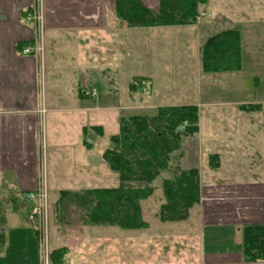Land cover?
Wrapping results in <instances>:
<instances>
[{
    "label": "crops",
    "instance_id": "0c3cea01",
    "mask_svg": "<svg viewBox=\"0 0 264 264\" xmlns=\"http://www.w3.org/2000/svg\"><path fill=\"white\" fill-rule=\"evenodd\" d=\"M260 1L255 10L256 23L259 32L264 33V2ZM140 2L153 11L158 9V0ZM114 3L42 0L43 21L39 28L44 52L40 59L21 53L39 40L38 25L26 21L34 12L36 0H0V219L4 220L5 234L0 264H29L35 238L19 231L25 229L15 216L22 210L24 219L30 204L27 195L36 191L42 180L49 199L56 198L54 204L60 203L63 192L118 186V176L104 169L102 154L108 139L99 157L98 152L93 153L99 139L92 143L81 136L90 133L102 138L108 123L117 124L118 132L120 118L154 116L159 108L182 106L195 107L198 115L197 133L180 143V169H196L199 173L200 201L193 209L199 226L210 233L202 251L224 258L203 264H245L242 228L264 225V47L257 44L255 75L248 78L252 79L250 86L247 79L241 81L245 67L250 69L251 64L241 35L239 71L204 73L201 46L211 36L231 30H220L219 26V19L228 22V11L213 21L210 16L192 25L138 28L119 22ZM204 7L203 14L207 11ZM189 29L195 42L193 53L187 51L184 58L195 74L190 90L178 89L174 71L161 74L169 80L163 85L165 79L161 80L158 73L140 76L128 72V61L133 60L130 50L135 47L130 37L142 33L156 39L167 31ZM169 61L170 66L175 64V60ZM169 61L153 59V63L162 62L161 67L166 68ZM135 78L146 79L139 90L130 89ZM226 81L231 83L227 85ZM249 106L254 108L248 111ZM95 128H100L102 134ZM184 141L196 145L192 156L186 153L190 144L184 146ZM213 155L218 156L213 162L216 164L210 163ZM160 176L163 178L159 183L153 182L154 192L161 191L163 181L173 177L169 170ZM103 178L111 183L96 187ZM162 232L148 231L147 241H160ZM68 238L70 244L53 248L64 249L63 264H132L120 260L121 249L132 257L134 250L143 248L136 246L138 236L123 238L115 226L85 224ZM147 249L152 251L151 246ZM128 256L123 255L124 259ZM33 257L30 264H38Z\"/></svg>",
    "mask_w": 264,
    "mask_h": 264
},
{
    "label": "trees",
    "instance_id": "16d2710c",
    "mask_svg": "<svg viewBox=\"0 0 264 264\" xmlns=\"http://www.w3.org/2000/svg\"><path fill=\"white\" fill-rule=\"evenodd\" d=\"M207 0H158L153 11L140 0H115V16L127 27L152 28L192 25L201 19ZM204 73H232L240 69V34L226 30L208 38L201 46ZM146 79L135 78L130 89L139 90ZM254 107H247L251 110ZM197 109L193 106L159 108L154 116L120 118L117 134L108 138L103 161L118 176L112 189L79 193L63 192L60 198L85 212L84 224L115 226L124 231L148 228L142 219L141 203L152 196L153 182L162 171L172 172V179L161 186L162 203L156 214L161 223H178L189 218L200 201L199 173L183 172L180 143L198 131ZM183 127L182 130L180 128ZM99 135L102 134L100 128ZM218 156H211V164ZM216 162V161H214ZM216 164V163H214ZM0 219V250L5 243ZM242 258L245 264L264 263V225L242 228ZM64 249L53 250L52 264H63Z\"/></svg>",
    "mask_w": 264,
    "mask_h": 264
},
{
    "label": "rangeland",
    "instance_id": "374dc122",
    "mask_svg": "<svg viewBox=\"0 0 264 264\" xmlns=\"http://www.w3.org/2000/svg\"><path fill=\"white\" fill-rule=\"evenodd\" d=\"M260 2L262 3L264 2V0H261ZM256 6L257 0H207V3L204 7V9L207 10L205 13L206 16H203L201 18L203 20H209L210 16H212L211 21H213L217 18V16L225 15V11H228L226 15L229 19L228 22L226 20L222 21V19H219L220 30L231 29L239 32L242 38V44L246 50L248 61L249 63H251L249 64L250 69L248 67H245L241 81L245 79L248 80V78H252V76L255 75L254 60L257 51V44H259L258 47L260 48L264 47V33H262L261 30L259 32L256 23ZM189 30L184 32L179 30L167 31L166 34L161 36V38L157 37L156 39H149L146 36L142 35V33H137L135 38L130 37V40L134 41L135 47L130 50L131 59L133 60L128 61V65L130 66L128 72L130 74L136 72V75L140 76H145L146 74L150 73H158L161 80L165 79V82L161 81V84L163 85L166 83V81L169 80L161 74L168 75L169 73L172 74V71H174L176 75V84L179 87L178 89L190 90V86H192L195 74L193 72L192 65L186 62L184 58L187 55V51H191L193 53L195 42L193 41V33L191 30ZM132 51H134V55ZM155 57H161L162 59L165 58L166 62L173 59L175 60V64L170 66L169 61L167 68L165 66L161 67V65L163 64L162 62L158 65L153 63V59H155ZM251 80H248L249 86L252 85ZM230 83L231 81H226L227 85ZM129 86H131V83ZM218 88H221V86H218ZM139 94L140 92H137V99L139 98ZM136 114L142 115L143 113L135 112L134 115ZM116 127L117 124H114L112 126V124L108 123L106 126H104V134L102 138H99L98 136L96 137V135L94 134L87 133L85 136H81V139L82 137H85L86 140H91L92 143H95V140L97 142V139H99L98 145L96 147L93 146V153L98 152V156L100 157L102 151L106 147L108 137L113 136L117 133ZM187 144H190L189 147H187V150L189 149L190 151L186 150V153H189L190 156H192L193 148L195 152L196 145L194 146L192 144V141H184V146H187ZM103 164L105 166V173L107 171L110 172L104 161ZM162 178V176L158 177L156 179V183H159ZM97 182L98 184L96 187H106L103 186V184L107 185L106 183L109 182V178H103L98 180ZM110 183L111 182H109V184ZM54 196L56 197L57 195L54 194ZM53 200L51 201V199H49L47 193V217L45 228L46 238L44 239L42 248L40 247L37 236L35 235L32 228L35 227V224L26 221L27 209L24 219H22L21 217L22 210H19L18 214H16L15 216V220L18 222L19 226H22L21 228L25 229L19 231L21 233L25 231L28 236H33L36 241V243L34 241L36 247H30V262L34 258L33 255H35V260H37V263L43 264L42 253L45 252L44 255H46L47 257V264H52L51 253L53 251V248L63 245L66 242L70 244L71 242L68 238V235L73 231L78 232V229L82 225H85V212L81 208L65 202L63 198H60V203L57 204H54L55 201ZM161 203L162 196L160 190H156V192H153L151 197L141 203L142 219L146 223H148V228H150L149 230L124 231L116 227L117 230H119L121 237L126 238L129 235L135 234L140 238V241L136 242V246L138 244L143 246L142 249L134 250V256L129 257L128 253L122 251L121 247L123 245L121 243V261H123L124 263L131 261L132 264H203L204 262L206 263L208 261L217 262V258L224 259L223 256H219L217 254L214 256H208L207 253L202 251L204 239V245H206V239H208L210 233L208 232L207 228L199 226L196 209L190 211L189 218L185 222L183 221L172 224L161 223L156 217L158 206ZM1 212L2 210H0V215ZM11 228L12 224L9 226V229ZM157 230L158 232L163 231L160 241H147L148 231ZM24 235L25 234H23V236ZM120 241L122 242L123 240ZM147 246L152 247L151 252L147 249ZM218 247H220V245H218ZM41 249L43 250V252ZM136 253L138 254V256H136ZM149 253H151L152 255L150 258H147L146 254ZM123 255H127L129 259H124Z\"/></svg>",
    "mask_w": 264,
    "mask_h": 264
},
{
    "label": "built area",
    "instance_id": "2783aa9c",
    "mask_svg": "<svg viewBox=\"0 0 264 264\" xmlns=\"http://www.w3.org/2000/svg\"><path fill=\"white\" fill-rule=\"evenodd\" d=\"M203 16L205 17L206 15H202V17ZM26 21L27 23L33 21L34 23H36V26L38 25V30L36 31V33L39 40L35 46L23 48L21 53L24 56L37 55L41 59L44 52L43 44L40 37L41 28H39L43 21L42 0H36L34 12H32L26 17ZM40 113L41 115H44L45 111L41 109ZM182 129L183 127L180 128V130ZM27 199L29 200L30 204L27 208L26 221L35 224V227L32 228L35 235L37 236L39 245L42 248L44 239L46 238L45 228L47 217V191L43 180L41 181V184L36 191L31 192L27 195ZM44 253L45 252L42 253L43 264H47V257L46 255H44Z\"/></svg>",
    "mask_w": 264,
    "mask_h": 264
}]
</instances>
